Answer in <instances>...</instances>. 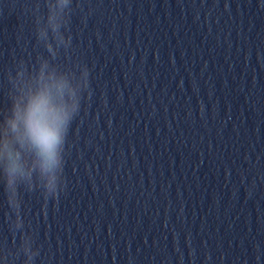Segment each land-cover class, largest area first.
<instances>
[{
	"label": "clouds",
	"instance_id": "1",
	"mask_svg": "<svg viewBox=\"0 0 264 264\" xmlns=\"http://www.w3.org/2000/svg\"><path fill=\"white\" fill-rule=\"evenodd\" d=\"M71 4L72 0H55V4L44 0V13L39 11L40 3L35 5L36 41L48 57L37 56L33 65L21 59L15 74L8 73L11 105L0 120V163L7 203L18 221L15 229L24 224L20 189L26 183L39 184L46 199H55L63 191L65 141L80 110L82 93L89 88L86 65L77 76L56 62L60 49L67 50L71 45V37L66 38L64 33ZM22 240L27 264H31L38 251L33 250L30 236Z\"/></svg>",
	"mask_w": 264,
	"mask_h": 264
}]
</instances>
